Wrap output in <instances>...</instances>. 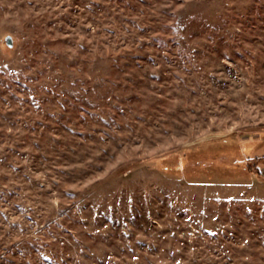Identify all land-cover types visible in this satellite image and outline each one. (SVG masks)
<instances>
[{"label":"rangeland","instance_id":"1","mask_svg":"<svg viewBox=\"0 0 264 264\" xmlns=\"http://www.w3.org/2000/svg\"><path fill=\"white\" fill-rule=\"evenodd\" d=\"M0 264H264V0H0Z\"/></svg>","mask_w":264,"mask_h":264},{"label":"trees","instance_id":"2","mask_svg":"<svg viewBox=\"0 0 264 264\" xmlns=\"http://www.w3.org/2000/svg\"><path fill=\"white\" fill-rule=\"evenodd\" d=\"M13 36L11 34H5L3 37V43L7 48H12L13 46Z\"/></svg>","mask_w":264,"mask_h":264}]
</instances>
